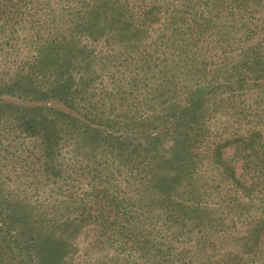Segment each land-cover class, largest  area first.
Here are the masks:
<instances>
[{"label":"trees","instance_id":"1","mask_svg":"<svg viewBox=\"0 0 264 264\" xmlns=\"http://www.w3.org/2000/svg\"><path fill=\"white\" fill-rule=\"evenodd\" d=\"M72 2L73 7L70 6ZM63 17H66L68 25L73 22L76 29L89 34L102 31L110 33L113 23L119 24L126 33L121 35L122 42L126 41L129 45L135 37L133 32L137 34L140 24H145L142 29L145 32L148 28H154L157 36L150 41L149 46L162 52L169 50L172 68L168 63V69L166 62L163 67L148 61H144L143 65L146 71L158 68L156 73L165 80L164 87L169 84L168 80L173 82V73L166 76L171 74V70L181 68L186 73L196 70L195 58L200 56L197 50L205 35L210 38L216 36L212 40L219 41L231 30L236 34L235 40L231 41L240 44L242 49L240 62L233 69L244 68L241 75L250 72V82L263 85L258 88L260 92L253 102L258 110L255 116L264 125V0H0V56L7 60L11 53L22 55V51L15 49L14 43L12 45L10 42L18 39L19 31H26L30 48L36 50L35 46L41 44L36 51L37 56L28 65L33 74L43 67L45 59L55 58L65 64L72 58L82 62L87 60L88 56L84 55L78 43L67 41L66 35L62 33L63 27L51 31V27ZM130 22L133 29L127 34L126 28L132 25ZM128 35L132 36L126 37ZM72 44L78 49L74 55ZM134 45L131 43L130 46L134 49ZM7 46L9 48L4 49ZM27 56L31 57V54ZM158 60L163 62L162 59ZM205 60L202 67L206 64ZM86 66L87 63L82 68L86 69ZM10 69L11 66L6 70ZM64 69L63 73H66L69 66L66 65ZM87 79L84 73H80L77 80L68 75L45 92L38 87L31 88L33 81H28L27 77L24 80L18 77L11 80L10 84L0 85V96L5 94L9 97L8 100L0 99V121L5 124L2 135L14 134L12 138L21 137L22 140L37 143L36 156H39L36 160L40 166L43 164L47 180L57 185V189L72 176V180L80 184L73 190V196L70 195L73 198V212H70L73 217L66 216L62 223L51 222L47 218L42 226V216L47 214L38 212L32 215L25 204L16 209L0 203V264H8L9 260H15L17 264H66L63 257L70 252L67 240L72 236L74 239L82 230L85 233L93 231L94 244L111 249L116 264H264V133L259 129H249L244 135H236L231 141L226 140L221 146L212 149L214 154L211 162L221 171L224 180L230 179L236 192L233 197L226 199V212L223 215L219 204L218 207L209 206V196L204 198L199 192L193 191L192 171L185 166L183 159L171 167L173 179L170 183L167 178L155 179L142 175L148 165L139 167L141 161L138 159L143 150H138L139 145L132 146V143L138 136L148 145L155 144L159 133L151 135L141 130L115 136L105 130L116 124L115 119L123 122L119 124L126 131L127 126L135 127L142 123L163 126L175 106H167L166 99L159 101L163 95L160 94L153 98L151 112L146 115L137 116L136 111L114 114L112 105L107 106L101 98L91 104L93 115L88 116L78 109L91 103L88 96L93 92L88 89ZM245 82L243 77L237 80L238 84ZM134 84H128L126 89L131 92ZM30 91L33 92L30 101H10V98L16 95L20 98L23 93ZM196 95L199 94H192L186 110L196 111L192 107L198 101ZM50 98L61 100L58 101L60 105H46L45 102ZM112 102L120 107L127 101L119 97L116 102ZM143 102L146 104L149 99L145 97ZM104 108H107V112ZM249 108L247 106L246 109ZM173 119H176L174 123L179 122L175 115ZM130 123L132 125H128ZM176 136L186 138L181 133ZM65 143L72 145L75 155L70 175L69 169L57 160L60 148ZM230 144H234L235 152L241 154L240 169L253 179L249 185H244L236 178L234 167L222 159L221 149ZM83 162L85 165L81 167L79 163ZM123 168L134 179L143 182L142 189H132L127 193L116 184V174ZM83 178H87L84 184L81 183ZM168 183L177 184L181 192L171 193ZM10 194L13 192L4 195V202L10 200ZM251 208L258 215L249 216ZM15 214H25L28 220L25 216L21 220ZM59 217L63 218V214H59ZM243 217L246 223L243 234L238 238L240 245L236 253L223 251L216 258L206 251H200L209 241L207 237L214 234L224 221L231 219V226H235ZM19 221L23 223L25 232L31 234L30 238L21 236L24 230L19 232L20 235L16 233ZM49 225L54 229L53 236L45 233ZM25 239L43 241L37 250H33L34 259L30 254V245L21 246V242L27 241ZM190 240L192 242L184 244ZM208 244L213 246L212 243Z\"/></svg>","mask_w":264,"mask_h":264},{"label":"rangeland","instance_id":"2","mask_svg":"<svg viewBox=\"0 0 264 264\" xmlns=\"http://www.w3.org/2000/svg\"><path fill=\"white\" fill-rule=\"evenodd\" d=\"M70 6L73 7V2ZM75 23L79 27L78 21ZM113 26L110 33L102 31L97 34H95L96 32L89 34L83 30H78V28L76 29L73 22L68 25L66 17L60 18L56 25L51 27V31H55L56 27H63L62 33L66 35L67 41L78 43L79 47L83 48V53L88 56V59L82 62L80 59L75 60L72 58L68 64L55 60V58L45 59L43 67L36 74H33L31 66L28 67V65L32 63L31 59L37 56L36 51L41 44L35 46L37 47L36 50L32 47L30 48V43L27 41L28 33L19 31L17 33L18 39H14L10 43L12 45L14 43L15 49L22 51V55L19 56L14 52L7 57V60L0 56V85L10 84L11 80H15L18 77H22L23 80L24 77H27L28 81L29 79L33 81L30 85L31 88L36 89L35 87H38L45 92L48 89L50 90L55 83L63 81L68 75L77 80L78 75L84 73V76L88 78V89L93 93L88 96L91 103L83 107L80 106L78 109L88 116L93 115L92 111H90L91 104L101 98L107 106L112 105L114 114L122 111H128L130 114L136 111L137 116L146 115L151 112L150 105L154 102L153 98L163 94L159 101L166 99L167 106H175L171 110L169 117L166 118L167 123L163 126L155 127V123H142L135 127L127 126L128 131H126L119 124L123 122L115 119L116 124L112 128L105 130L115 136L127 135L141 130H145L151 135L159 133L160 139L158 138L155 144L148 145L138 136L137 140L132 143V146L139 145L138 150H143V154L138 159V161H141L139 167L148 165L142 175L155 179L167 178L170 183L173 179L171 178L173 175V168L171 167H175L180 163L178 160L183 159L186 163L185 166L190 167L192 171L190 177L192 189L194 188L193 191L199 192L204 198L209 196L208 205L217 206L219 204V209L224 215L226 212L224 208L226 199H229L230 196L233 197L236 192L230 179L224 180L220 174L221 171L219 172L218 168L211 162L214 154L212 149L216 146H221L226 140L231 141L236 135H244V132L249 129H259L264 133V125L255 116L258 110L254 107L253 102L257 93L260 92L258 88L263 85L261 83L252 84L250 82V79H252L250 72L241 75L240 72H243L244 68L233 69L239 64L240 54L242 53L241 45L231 41L235 40L236 34L228 30L227 34L224 35V39L219 41L212 40L216 36L210 38V36L205 35L197 50V54L200 56L195 58L196 70L194 72L189 70L188 73L183 72L185 69L181 68L171 70V74L166 76H171L173 73V82L168 80L169 84L164 87L165 80L156 73L158 68L155 67L152 71H146L143 65L144 61H148L149 63H158L160 67H163L164 62H166L165 65L170 69L168 66V63L171 65L169 50L166 49L162 52L154 48L151 49L149 46L150 41H153L157 36L154 28H148L147 32H145L142 30L145 24H140L137 34L134 31L135 37L130 41L133 45L138 44L137 47L134 45L133 49L130 46L131 43L129 45L126 41L122 42L121 35L123 33L126 34L121 28L122 26L116 23H113ZM132 29L133 24L126 28L127 34L132 32ZM129 36L131 37L132 35L126 37ZM7 48L9 47H4V49ZM71 48H73L74 55L78 49L73 44ZM135 49L137 52L134 51ZM58 52L60 53L59 50ZM24 54L26 56H23ZM28 54H31V57L27 56ZM69 55L72 54L70 53ZM204 58L206 59V64L202 67ZM158 59H162L163 62ZM85 63H87L86 69L82 68ZM2 64L8 67L11 66V69L6 70L8 67L4 68ZM66 65L69 66V69L66 73H63ZM242 77L245 78L246 82L238 84L237 80ZM131 83L135 84L130 92L126 89V86ZM155 88H158V90ZM202 88H205V90ZM117 91L119 94H117ZM32 93L31 91L26 94L23 93L20 98L16 95L10 98V101L17 102L16 99L30 101ZM193 93L199 94L196 95L197 103L192 106L196 111H188L186 110L189 103L188 100H191ZM6 96L3 94L0 99L8 100L9 97ZM119 97L127 101L120 107L118 104L111 103L114 100L116 102ZM145 97L149 99L146 104L143 102ZM132 98H135V100L133 101ZM50 99L45 102L46 105L51 107L60 105L58 101L61 100L58 98ZM247 106L250 108L246 109ZM126 107H129V109L127 110ZM104 110L107 112V108H104ZM71 113L73 114V112ZM173 115L178 118L179 122L174 123L176 119H173ZM66 123H68V120H66ZM4 126L5 124L0 121V203L7 205V208L15 207L16 209L25 204L28 207V212L32 215L38 212L47 214L42 216L40 223L42 226L47 218H50L51 222L62 223L66 216L73 217V213H70L73 212V198H70V195L73 196V190L80 185L79 181H73L72 176L71 179L65 180L61 188L57 189V185L54 186L51 181L47 180L43 171V164L40 166V163L36 160L39 156H36L37 143L33 144L28 139L22 140L21 137L18 139L12 138L14 134L4 133L2 135V127ZM177 133H181L186 138L174 137ZM11 138L12 142L9 144ZM121 140L124 141L123 139ZM176 140L177 142H175ZM151 148L152 151H150ZM221 152L224 162L234 167L235 177L244 185H249L253 179L246 172H242L243 169H240L242 163L241 154L235 152L234 144L222 148ZM74 157L73 147L67 143L60 148L59 156H57L58 162H62L69 169V175L73 171ZM79 165L83 167L85 162L79 163ZM116 178V184L127 193L132 189L140 190L143 187V182L134 179V176H131L125 168L116 174ZM86 180L87 178H83L81 183L84 184ZM169 183L167 186L170 187L171 193L181 192L182 189L178 188L177 184L173 183L170 185ZM7 192H13V194H10V200L6 203L3 200ZM55 211L57 212L55 213ZM61 213L63 218L59 217ZM149 214L153 213L150 212ZM22 215L15 214L14 216L19 217L21 220H24L25 216L27 221L26 215ZM248 215L256 216L258 212L251 208ZM244 219V217L241 218L235 226H231V219L224 221L223 225L216 232H213L214 234H210L207 237L209 241H206L205 246H202L200 251H206V253L216 258L220 257V253L223 251L236 253L240 245L238 238L243 234L245 228L246 222ZM17 228L19 230L16 233L20 235L22 230H24L23 223L19 221ZM52 230L54 229L49 225V227H46L45 233L53 236ZM94 234L93 231L85 233L82 230L74 239L73 236L69 238L67 240L69 244L67 249L70 252L63 257V262L66 264H116L115 259H113L115 254L111 249L100 244H94ZM30 235L25 230L21 234L25 238ZM25 240L27 241L21 242V246L30 245V254L32 259H34L33 250H37L43 244V241ZM190 242L192 241H185L184 244L187 245ZM208 243H212L213 246H209ZM11 245L14 246V243H11ZM7 262L8 264H17L15 260Z\"/></svg>","mask_w":264,"mask_h":264}]
</instances>
